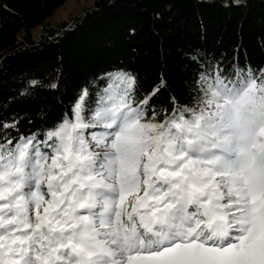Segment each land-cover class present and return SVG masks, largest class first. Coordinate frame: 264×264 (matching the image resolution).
Listing matches in <instances>:
<instances>
[{
    "label": "snow or ice",
    "instance_id": "obj_1",
    "mask_svg": "<svg viewBox=\"0 0 264 264\" xmlns=\"http://www.w3.org/2000/svg\"><path fill=\"white\" fill-rule=\"evenodd\" d=\"M106 78L46 131L0 124V264H264V68L204 69L170 113L163 80Z\"/></svg>",
    "mask_w": 264,
    "mask_h": 264
},
{
    "label": "trees",
    "instance_id": "obj_2",
    "mask_svg": "<svg viewBox=\"0 0 264 264\" xmlns=\"http://www.w3.org/2000/svg\"><path fill=\"white\" fill-rule=\"evenodd\" d=\"M64 1L0 0V124L17 119L21 133L71 116L85 88L94 104L118 69L142 92L163 80L152 105L170 113L171 97L190 102L204 69L264 68V0H94L52 18Z\"/></svg>",
    "mask_w": 264,
    "mask_h": 264
},
{
    "label": "rangeland",
    "instance_id": "obj_3",
    "mask_svg": "<svg viewBox=\"0 0 264 264\" xmlns=\"http://www.w3.org/2000/svg\"><path fill=\"white\" fill-rule=\"evenodd\" d=\"M94 0H65L52 14V18L67 17L72 13L79 12L89 6Z\"/></svg>",
    "mask_w": 264,
    "mask_h": 264
}]
</instances>
